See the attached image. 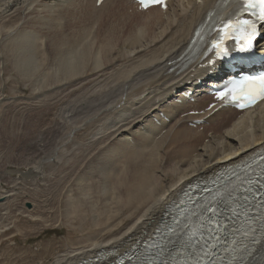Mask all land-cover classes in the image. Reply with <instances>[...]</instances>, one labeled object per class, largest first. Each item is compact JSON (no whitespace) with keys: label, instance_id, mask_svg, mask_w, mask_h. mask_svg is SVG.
Listing matches in <instances>:
<instances>
[{"label":"bare ground","instance_id":"1","mask_svg":"<svg viewBox=\"0 0 264 264\" xmlns=\"http://www.w3.org/2000/svg\"><path fill=\"white\" fill-rule=\"evenodd\" d=\"M81 1L0 0V48H7L13 68L26 81L42 80L36 99L63 90L49 105L18 104L36 122L35 137L25 141L33 147L21 148L38 161L27 174L39 178L53 169V188L63 186L66 197L74 183L67 179L74 177L82 199L76 203L88 206L90 228L99 234L91 231L94 237L49 264H90L95 258V264H111L157 233L190 184L264 152V103L243 113L230 108L213 113L206 110L212 103L204 94L208 89H199L203 94L194 103L183 98L205 82L208 71L206 61L184 69L188 46L224 0H173L167 11H139L133 0H105L98 7L93 0L111 18L105 30L65 34L59 23L67 19L71 25ZM41 35L48 42L23 56L25 45ZM246 264H264V237Z\"/></svg>","mask_w":264,"mask_h":264},{"label":"rangeland","instance_id":"2","mask_svg":"<svg viewBox=\"0 0 264 264\" xmlns=\"http://www.w3.org/2000/svg\"><path fill=\"white\" fill-rule=\"evenodd\" d=\"M121 1L124 0H120V2ZM74 14L75 20L71 25L70 21L67 19H63L59 23L61 29L66 31L65 34L70 33L72 29H78V33L84 30H89L91 33L94 32L92 33L93 36L99 31L102 33L103 30H105V21L111 20L105 9L95 8L93 0H85L84 2L82 0L75 8ZM99 25L101 26L100 28ZM33 29L30 28V31L34 32L37 30V28ZM41 36L42 40H40ZM41 36H36L37 38L39 37V40L33 37L32 40H30L31 42L25 45V50L22 51L23 56L28 57V55L32 54V50H35L37 44L48 42V35H44V37L43 35ZM68 36L69 35H67V37ZM5 50H7L5 46H3L2 49L0 48V198L5 196L6 193L12 195H10L8 199L6 198L7 200L4 199L5 202H0V264H49L54 261L57 256L68 252L72 247H78L79 243L85 242L87 240L86 238H88L87 236L91 238L92 236L94 237L95 234V237L99 238V234L96 233V229L90 228L91 225L89 221L91 215L88 206L86 204L78 205L82 203V199L79 197V191L74 187L76 183L74 177L67 179L71 181V183H74L71 184L68 190L69 194L72 196L68 194L66 197L62 194L65 192L63 186L59 191H55L53 188L54 179L57 177L55 174L50 173L53 169L43 172L42 176H38L39 178L33 174H31L32 177L30 175L28 176L27 169L38 165V161L34 159L30 160L31 157L27 158L29 156L23 151L25 146L27 149L33 147L31 144L25 145L27 144L25 141H29V138L33 140L35 137L36 128L33 122H36L34 118V121H28L33 115L27 116V118L26 115H23L20 111V108L23 106L18 107L20 106L18 104L26 103L34 105L36 102V104L41 106L49 105L60 97L59 94H63V90L56 89L53 90V94L48 95V97L36 99L37 95L34 94V92L44 86L42 80L37 79L39 76L28 81L22 76L20 77L17 70L12 66V58H10L9 53H6ZM45 52L46 51L40 52V56L45 55ZM41 61L48 64V60ZM8 62L11 63L9 64ZM4 65L5 67H3ZM34 83H36V85ZM32 111L33 109L31 112ZM19 118H21V120ZM26 122L30 123L28 124ZM9 130L12 131V133ZM14 131L20 132L22 135L15 136L17 132ZM13 133L14 136L12 135ZM21 148H24L22 149L23 151ZM20 152H22V154L24 153L23 157L20 156L22 155ZM18 153H20V155ZM18 160H22L25 164L21 161L19 163ZM54 173L56 172L54 171ZM64 178L66 179V177ZM110 185H112V183H110L109 186ZM110 190L112 192V187ZM111 196L114 199L117 197ZM76 201L80 202L76 203ZM95 206L96 209L100 211L102 202L98 200L95 202ZM113 210L115 211V207L112 208V211ZM81 216L86 217V219H80ZM116 219L117 222L120 221L119 218ZM5 227L9 228V230L6 231L7 228ZM93 230L94 234L91 236L93 232H90Z\"/></svg>","mask_w":264,"mask_h":264},{"label":"snow or ice","instance_id":"3","mask_svg":"<svg viewBox=\"0 0 264 264\" xmlns=\"http://www.w3.org/2000/svg\"><path fill=\"white\" fill-rule=\"evenodd\" d=\"M139 2L142 5H145V0H139ZM242 2L246 9H256L259 7V11L256 12L255 15L258 20L264 21V0H242ZM151 3L162 4L163 0H151ZM243 23L249 30L248 36L244 38V43L248 45L251 43V37L255 34V25L249 21H244ZM239 30V21L234 23L231 19H229L223 24V27L219 29L220 39L212 44V47L217 50L218 55L224 52L223 44L225 40L229 39L233 32ZM243 50L245 49L242 48L241 51ZM246 85H252V87H249L247 91H244ZM237 90H239L240 93L238 95L235 94ZM226 95H232L233 101L246 100L249 104L254 103L257 99L264 100V76L241 81L240 83L234 85L233 89H229L228 93L220 94L218 98L224 99ZM209 211L212 214H215V209L210 208ZM212 247H215V245H212ZM201 255L207 257L210 255V251L208 249H204Z\"/></svg>","mask_w":264,"mask_h":264},{"label":"water","instance_id":"4","mask_svg":"<svg viewBox=\"0 0 264 264\" xmlns=\"http://www.w3.org/2000/svg\"><path fill=\"white\" fill-rule=\"evenodd\" d=\"M4 199H0V202L3 201ZM30 206V205H29Z\"/></svg>","mask_w":264,"mask_h":264}]
</instances>
